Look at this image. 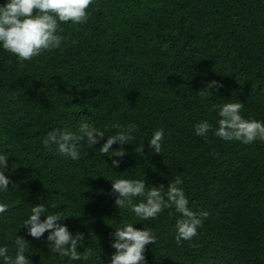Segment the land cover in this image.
<instances>
[{
	"label": "trees",
	"instance_id": "trees-1",
	"mask_svg": "<svg viewBox=\"0 0 264 264\" xmlns=\"http://www.w3.org/2000/svg\"><path fill=\"white\" fill-rule=\"evenodd\" d=\"M87 11L83 24H60L59 48L32 60L0 47V155L11 181L0 190L8 205L0 246L14 256L17 235L28 241L31 264H108L115 229L131 223L157 238L145 247V264H264V141H225L212 130L205 140L194 128L207 120L215 129L213 106L228 102L264 122V0H92ZM210 81L222 86L202 98ZM81 123L105 136L90 148L81 141L79 160L44 147L48 132L75 133ZM130 123L139 128L135 139L100 155L114 126ZM159 129L156 153L148 141ZM139 144L142 153L134 151ZM120 147L123 157L109 156ZM177 176L188 206L209 212L198 235L179 245L174 207L144 221L117 208L112 191L117 179H144L166 192ZM37 203L44 215L62 213L57 223L73 235L83 233L77 251L90 248L88 260L53 253L47 231L40 239L28 234L21 223Z\"/></svg>",
	"mask_w": 264,
	"mask_h": 264
},
{
	"label": "clouds",
	"instance_id": "clouds-1",
	"mask_svg": "<svg viewBox=\"0 0 264 264\" xmlns=\"http://www.w3.org/2000/svg\"><path fill=\"white\" fill-rule=\"evenodd\" d=\"M92 0H7L0 6V47L5 52L15 55L19 61L32 60L45 50L59 48L63 36L58 34L61 23L72 22L83 24L87 21L89 13L87 9ZM222 85L217 81L208 82L207 86L199 91L202 98L212 93L209 88H218ZM220 117L218 126H213L207 121L197 123L195 133L208 139V132L225 141H239L242 144H250L256 140L264 141V122L255 119H245L241 116L243 103L228 102L223 105H214ZM118 131L108 136L99 148L100 155H108L113 144L124 145L135 139V132L139 131L136 124L114 126ZM105 135L88 123H81L77 132L71 130L56 129L47 133L42 141L45 148L55 146L59 155L72 160L81 158L79 145L86 140L89 148L99 143V139ZM164 139V130L159 129L151 134L148 143L156 153H161V142ZM136 153H142L143 145L135 147ZM125 151L122 147L112 152L116 157H123ZM212 155H218L213 152ZM112 166L119 167V160H112ZM7 167L5 155H0V190H7L11 182L4 174ZM183 180L177 176L171 184L165 187L152 186L147 188L145 180L117 179L112 181V191L117 193L115 204L119 209H130L141 220H155L158 215L167 208L174 207L180 214L175 223V240L179 245L182 240L191 241L198 235V229L204 219L209 215L208 211L192 210L184 190L179 187ZM134 197H142L139 203H134ZM8 205L0 203V213L7 211ZM48 209L44 204L37 203L31 208L30 216L21 225L27 228L28 234L40 239L47 231L48 248L62 257L72 260H88L92 254L89 248L83 253L77 251V246L82 245L85 237L77 232L73 235L68 228L57 223L65 218L62 213L44 215ZM44 215L45 219L40 220ZM20 225V227H21ZM114 239L111 246L116 250L108 264H145L144 251L148 244L156 242V236L148 228H134L133 224L127 223L115 229ZM15 255H9V249L0 246V258L4 264H31L25 256L28 249V241L17 236L15 238Z\"/></svg>",
	"mask_w": 264,
	"mask_h": 264
}]
</instances>
